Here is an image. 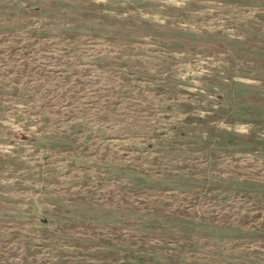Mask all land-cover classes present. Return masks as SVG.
<instances>
[{"label": "rangeland", "instance_id": "rangeland-1", "mask_svg": "<svg viewBox=\"0 0 264 264\" xmlns=\"http://www.w3.org/2000/svg\"><path fill=\"white\" fill-rule=\"evenodd\" d=\"M0 264H264V0H0Z\"/></svg>", "mask_w": 264, "mask_h": 264}]
</instances>
